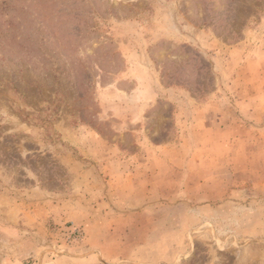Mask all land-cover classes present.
I'll return each instance as SVG.
<instances>
[{"label": "rangeland", "instance_id": "obj_1", "mask_svg": "<svg viewBox=\"0 0 264 264\" xmlns=\"http://www.w3.org/2000/svg\"><path fill=\"white\" fill-rule=\"evenodd\" d=\"M0 264H264V0H0Z\"/></svg>", "mask_w": 264, "mask_h": 264}, {"label": "crops", "instance_id": "obj_2", "mask_svg": "<svg viewBox=\"0 0 264 264\" xmlns=\"http://www.w3.org/2000/svg\"><path fill=\"white\" fill-rule=\"evenodd\" d=\"M5 220H6L5 222H8V223L13 222V221H12L13 219H10V218L5 219ZM10 224H13V223H10Z\"/></svg>", "mask_w": 264, "mask_h": 264}]
</instances>
